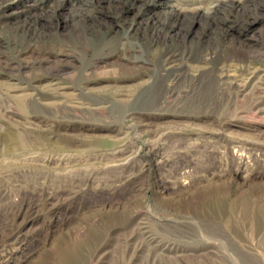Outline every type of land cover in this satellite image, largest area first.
<instances>
[{
  "label": "rangeland",
  "instance_id": "obj_1",
  "mask_svg": "<svg viewBox=\"0 0 264 264\" xmlns=\"http://www.w3.org/2000/svg\"><path fill=\"white\" fill-rule=\"evenodd\" d=\"M227 12L216 24L187 13L164 37L152 22L173 20L154 0H0V224L20 227L23 264H264V228L245 245L209 209L214 197L236 210L264 197V164L253 159L264 151V0ZM16 132L22 149L4 138ZM114 138L121 152L80 143ZM238 146L258 177L227 187L192 177L174 195L155 185L229 161ZM124 157L141 174L123 192L125 165L114 164ZM186 219L222 235L162 224Z\"/></svg>",
  "mask_w": 264,
  "mask_h": 264
},
{
  "label": "bare ground",
  "instance_id": "obj_2",
  "mask_svg": "<svg viewBox=\"0 0 264 264\" xmlns=\"http://www.w3.org/2000/svg\"><path fill=\"white\" fill-rule=\"evenodd\" d=\"M155 3L162 7L164 11L166 12V17L169 20H173V22H157L154 21L152 22L153 24V31L156 32V34L162 35L164 37L171 36L177 32H179V21L182 20V18L185 15H188L187 13H191L190 16L191 18H199V17H205L207 20L212 21L210 24H216L219 23V19L222 18L223 15L226 16L228 13L227 11L233 9V6H239L241 4V0H229L226 2L225 0H212L208 6L206 3V7H200L198 6H192V7H183L181 6L176 0H154ZM208 1V0H207ZM96 2V1H95ZM125 2V1H124ZM152 2V1H151ZM147 3V2H146ZM96 4V3H95ZM120 5V4H119ZM131 5V4H130ZM144 5V4H143ZM142 5V6H143ZM93 10V9H92ZM190 11V12H187ZM233 11V10H232ZM143 12V11H142ZM140 14V12H139ZM229 14V13H228ZM134 15V14H133ZM142 16V15H141ZM224 17V16H223ZM150 19V18H149ZM140 21V20H139ZM143 21V20H142ZM216 21V22H215ZM126 22V21H125ZM141 23V22H139ZM139 26V25H138ZM130 27V26H128ZM175 31V32H173ZM151 44V43H150ZM153 44V42H152ZM194 46V45H193ZM197 46V45H196ZM195 46V47H196ZM198 48V47H197ZM209 48V47H208ZM191 49V48H190ZM203 49L201 48V51ZM209 50V49H208ZM215 50V49H214ZM226 50V49H225ZM186 51V50H185ZM184 51V52H185ZM198 51V50H197ZM176 52V51H175ZM195 52V51H194ZM206 52V50H205ZM231 52V51H230ZM209 53V52H208ZM229 53V52H228ZM232 53V52H231ZM234 53V52H233ZM239 53V52H238ZM188 54V53H187ZM181 55V54H180ZM209 55V54H208ZM222 55V54H221ZM220 55V56H221ZM237 55V54H236ZM166 56V55H165ZM191 56V55H189ZM230 56V54H229ZM164 57V56H163ZM167 58V57H166ZM191 58V57H190ZM165 59V58H163ZM195 59V57L193 58ZM170 60V59H168ZM172 60V59H171ZM180 63V62H179ZM175 67V66H174ZM178 68V67H177ZM238 69V68H237ZM241 70V69H240ZM238 71V70H237ZM236 71V72H237ZM242 71V70H241ZM240 71V72H241ZM251 71V70H250ZM225 72V71H224ZM248 72V71H247ZM229 73V72H228ZM238 73V72H237ZM190 74V72L188 73ZM222 74V73H221ZM227 74V73H226ZM251 74V73H250ZM179 75V74H178ZM192 75V74H191ZM190 75V76H191ZM220 75V74H219ZM224 75V74H223ZM228 75V74H227ZM234 75V74H233ZM199 76H202V74H198L195 79L200 80ZM215 76V75H214ZM193 77V78H194ZM219 77V76H218ZM240 77V75H239ZM250 77V76H248ZM257 77V76H256ZM255 77V78H256ZM227 76L220 77L218 82L220 81L222 83H228L229 80L227 79ZM253 78V77H252ZM233 79V78H232ZM240 79V78H239ZM246 79V78H245ZM201 81V80H200ZM237 82V81H236ZM244 82V81H243ZM248 83V82H247ZM235 84V83H233ZM250 84V83H249ZM238 85V83H237ZM212 86V85H211ZM226 86V85H225ZM223 91V89L221 88ZM221 91V92H222ZM261 92V91H260ZM219 93V92H218ZM211 96V95H210ZM260 97V96H259ZM215 101V100H214ZM223 102V101H222ZM221 104V103H220ZM215 105V104H214ZM262 106V105H261ZM260 109V108H259ZM261 113L264 114V106L261 108ZM130 126V125H129ZM156 130H153L150 135V139L147 142V146L149 149H154L155 146L157 145L158 137H155L157 133H155ZM44 133V132H43ZM41 134V133H40ZM47 135V134H46ZM45 135H39V138H42ZM3 138V137H2ZM4 138H11L12 139V144L14 146H17L19 148H23L25 145V135L20 132L12 133V134H6ZM38 138V137H36ZM28 139V138H27ZM43 139V138H42ZM120 138H114V140H93V142L89 143L87 140H82L80 143L83 146H94V145H100L105 143V146L108 147H116L117 148L116 152H121L123 148L121 149L120 147L122 146L123 142H120ZM93 144V145H92ZM3 145V144H2ZM14 148V147H12ZM66 148V147H65ZM249 149L248 147H245V150ZM1 150V149H0ZM6 150V149H5ZM113 151V150H112ZM14 153V152H13ZM115 153V152H114ZM233 156L232 158L228 160H224L220 162L217 166L200 172V171H195L190 177L187 179L179 180L174 178L170 179H165V180H159L155 185L160 189V190H171V194L174 195L175 192H177V188L179 186H184V185H190L193 181H191V178L194 177V179L198 180H207L211 178H216L218 180H221V184L225 187L228 186V183L230 179L233 177L239 176L243 177L245 180L248 179H254L258 177L259 175V168L253 166V163L249 159V156L246 155L247 152H244L243 149L238 146L236 149L233 148L232 150ZM35 156V155H34ZM163 156H161L160 160L162 161ZM128 157H124L122 160L123 161H118V164L115 163L114 165L116 166H124L125 169L123 171L124 173L120 174L118 177V182L119 186L121 189H123V192L125 189L128 191V189L133 188L135 190L136 182H138V179L141 174V169H133L130 165L128 166ZM253 159L257 162H261L264 164V151H262L260 154H257V156L253 157ZM159 159H157V162H160ZM234 161V163L232 162ZM164 162V161H163ZM16 164V163H15ZM14 164V165H15ZM10 165V164H9ZM12 165V164H11ZM17 165V164H16ZM35 166V165H34ZM3 167V166H2ZM6 167V166H5ZM28 168V167H27ZM39 168V167H38ZM65 168V167H64ZM41 169V168H39ZM262 169V168H261ZM6 170V169H5ZM55 170V169H54ZM144 170V169H143ZM39 172V171H38ZM50 172V171H49ZM59 172V171H58ZM7 174V173H6ZM43 174V173H42ZM3 175V174H2ZM18 175V174H17ZM21 175V174H20ZM37 175V174H36ZM69 175V174H68ZM1 177V176H0ZM16 178V177H14ZM45 178V177H44ZM32 179V178H31ZM40 179V178H38ZM73 179V178H71ZM141 179V178H140ZM193 179V178H192ZM242 179V178H241ZM21 180V179H20ZM168 180V182H167ZM29 181V180H28ZM215 181V180H214ZM77 182V181H76ZM198 182V181H197ZM30 183V182H29ZM40 183V182H39ZM79 183V182H78ZM84 183V182H83ZM218 183V182H217ZM17 184V183H16ZM77 184V183H76ZM153 184V183H151ZM13 185V184H12ZM44 186V183L41 184ZM135 185V186H134ZM142 185V184H141ZM26 186V184H25ZM35 186V185H34ZM40 187V192L38 191L37 194H42L44 193V189ZM118 187V188H120ZM31 188V187H30ZM37 188V187H36ZM35 188V189H36ZM42 188V189H41ZM26 189V188H25ZM82 189V188H81ZM3 190V191H2ZM28 190H30L28 188ZM9 191V190H7ZM33 191V189H32ZM130 191V190H129ZM31 192V191H30ZM115 192V191H114ZM118 192V191H117ZM121 192V191H120ZM4 193V189H0V197ZM11 193V192H10ZM126 193V192H125ZM129 193V192H128ZM254 193V192H253ZM130 194V193H129ZM134 194V193H133ZM227 194V193H226ZM55 194H52L50 191L49 193L46 194L45 198L43 199V202L47 204H52L51 199H53ZM230 195V194H229ZM8 196V195H7ZM120 196V195H119ZM132 196V195H131ZM114 197V196H113ZM116 197V195H115ZM130 196H128L129 199ZM223 198H218L214 197L211 201L210 208L211 210H214L216 212H219L222 215V223L228 228L233 229L232 233H234L236 236H238L240 243H243L245 245H252L253 243L256 242V239H260L261 237V228H264V197L262 198L261 202H257L255 200H248V201H239L240 207L238 209H234V206L232 207V203L229 202L230 199L228 196H222ZM16 199V198H15ZM112 199V198H111ZM118 199V198H117ZM120 199V198H119ZM209 201V200H208ZM133 202V201H132ZM23 204H21L22 206ZM119 205V204H118ZM132 205V204H131ZM223 208V210L221 209ZM17 209V208H16ZM23 210V209H22ZM200 211V210H199ZM21 212V211H20ZM208 212V211H207ZM59 210L56 208L54 209L53 212V225L56 223V219L58 218ZM36 215V214H35ZM31 216V215H30ZM52 219V218H51ZM216 219V218H215ZM193 222V223H192ZM170 220V222H163L162 224L174 228V231H193V228H198V235L199 233L202 234L203 231L210 230V232H213L214 235L217 233L218 235H222V231L216 229H213L210 226L204 225L201 222H196L192 220ZM15 223V222H14ZM51 223V225H52ZM21 224V223H20ZM194 225V226H193ZM138 226V225H136ZM189 226V227H188ZM241 226V227H240ZM185 227V229H184ZM188 227V228H186ZM207 227V229H206ZM220 227V226H219ZM11 228L10 230H8ZM224 228V227H223ZM239 228V229H236ZM241 228V229H240ZM188 229V230H187ZM213 230V231H212ZM41 231V230H40ZM142 231V230H141ZM144 231V230H143ZM215 231V232H214ZM228 231V230H227ZM209 232V231H208ZM146 233V232H145ZM181 233V232H180ZM192 233V232H191ZM205 233V232H204ZM263 233V231H262ZM186 234V233H185ZM23 235V234H22ZM207 235V234H204ZM37 237V236H36ZM153 237V235H152ZM259 237V238H258ZM149 238V237H148ZM25 240V239H24ZM147 240V239H146ZM216 240V239H214ZM155 241V240H154ZM149 242V241H148ZM152 242V241H151ZM168 242V241H167ZM171 242V241H170ZM157 243V241H156ZM264 244V239L261 242ZM36 244V243H35ZM152 244V243H151ZM65 245V244H62ZM32 246V245H31ZM155 246V245H154ZM63 247V246H62ZM170 247V246H169ZM29 247L26 246L24 241L20 238V227L19 226H11L10 224H0V264H23L24 260H26L31 251L28 249ZM32 248V247H31ZM150 248V247H149ZM152 248V247H151ZM176 249V248H175ZM161 253V252H160ZM175 255V254H174ZM170 256V255H169ZM43 258V257H41ZM45 259V258H44ZM43 261V260H42ZM38 264V263H37ZM46 264V263H45ZM76 264V263H75Z\"/></svg>",
  "mask_w": 264,
  "mask_h": 264
}]
</instances>
